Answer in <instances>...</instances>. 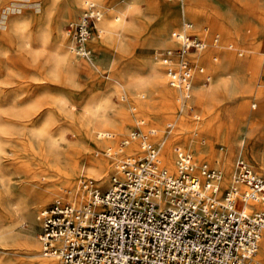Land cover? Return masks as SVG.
I'll use <instances>...</instances> for the list:
<instances>
[{
  "label": "rangeland",
  "instance_id": "rangeland-1",
  "mask_svg": "<svg viewBox=\"0 0 264 264\" xmlns=\"http://www.w3.org/2000/svg\"><path fill=\"white\" fill-rule=\"evenodd\" d=\"M67 1L72 0H0V264H32L33 257L28 256L21 240L36 236L42 253L39 211L64 188L73 186L80 175L92 176L107 186L119 158L133 154L126 146L122 152L118 149L139 120L157 128L158 142L160 135L169 134V122L175 123V129V118L184 120V132L172 143V149L182 144L194 152L197 162L214 164L218 160L224 185L230 182L239 155L256 172L264 173V0H209L204 8L208 14L199 22L182 16L178 24L180 28L185 19L192 21L196 33L207 34L208 46L197 57L200 63L204 64L205 53L207 63L227 61L219 71L205 64L212 81L204 85L202 80L204 87L218 89L222 79L234 76L233 68L239 70V82L252 87L238 100H228L217 90L212 103L216 119L209 125L195 88L190 101L193 109L181 111L178 90L169 86L155 57V51L175 42L171 37L175 27L168 36L162 32L167 14L156 8V0L154 6L152 0H131V9L125 14L108 10L110 4L122 0H92L102 10V18L109 15L114 20L117 14L121 19L115 32H103L102 38L93 31L90 59L71 51L68 24L79 14L63 10ZM163 1H178L174 6L181 13L187 0ZM231 10L237 17L235 23L229 17ZM218 11L227 18L222 23L216 16ZM234 26L237 32H230ZM214 35L218 42L213 41ZM25 40L28 45L22 44ZM64 52L77 63L74 69L59 63ZM214 56H218L216 61ZM170 88L172 94L166 95ZM165 102L172 108L166 109ZM98 106L113 117L123 112L122 127L94 129L98 123L89 111ZM228 108L237 111L235 118H228ZM86 127H90L88 137ZM97 130L111 135L99 136ZM194 131L204 143L192 140ZM231 144V158L226 163ZM221 145L225 150H220ZM196 146L203 148L206 157H200ZM110 147L114 150L111 156L105 154ZM70 152L80 156L77 173L67 180L61 169ZM45 184L54 185L52 198L33 200L28 189Z\"/></svg>",
  "mask_w": 264,
  "mask_h": 264
},
{
  "label": "built area",
  "instance_id": "built-area-1",
  "mask_svg": "<svg viewBox=\"0 0 264 264\" xmlns=\"http://www.w3.org/2000/svg\"><path fill=\"white\" fill-rule=\"evenodd\" d=\"M102 17V10L91 2L80 20L68 24L72 51L92 56L90 40L93 31L104 32L97 26ZM171 37L176 45L158 49L155 57L169 86L178 90L181 111L193 109L195 75L202 74L204 85L212 81L210 71L196 59L209 38L196 33L189 21ZM212 39L218 42L219 37ZM145 125L139 120L129 138L121 141V146L138 141L140 151L117 161L105 188L94 177L80 175L39 211L42 255L59 264H259L264 173L239 155L230 184L223 187L220 162H197L194 152L182 144L173 147L171 172L163 163L157 128ZM174 127L169 122L168 133ZM194 139L205 141L198 131ZM219 148L225 150L223 145ZM113 153L112 147L105 152ZM249 200L263 208L248 209Z\"/></svg>",
  "mask_w": 264,
  "mask_h": 264
},
{
  "label": "bare ground",
  "instance_id": "bare-ground-1",
  "mask_svg": "<svg viewBox=\"0 0 264 264\" xmlns=\"http://www.w3.org/2000/svg\"><path fill=\"white\" fill-rule=\"evenodd\" d=\"M97 1H100V0H97ZM91 2L96 3L95 1H92V0H86L84 2V8L85 9H83V12H81L82 14L80 13V0H72L69 2L67 1V3L63 6V10H68L69 15H73V16L81 14V17L79 19L77 18V20H80L86 11V7ZM176 3H178V1H173V2L168 3V2H165L163 0H156V8H158L161 11H165L167 14V17L164 20L162 28H161L162 32L165 34V36H168L167 34H168V31L170 30V28L172 29V27H175V29H178V27H179L178 24L180 23L182 16H183V18L190 17L194 21L199 22L203 18V16H206L208 14L205 12L206 10H204V8L208 7L209 0H187L186 2L182 3L181 13H177V11L175 9L174 5ZM121 13L125 14L126 12L121 11ZM216 16L220 17L219 18L220 23H222L224 21V19H227V18H224V16L219 11L216 12ZM229 17H231V16H229ZM120 19H121L120 15L116 14L114 20H111L110 16L108 15V16H106L100 20L98 27H99L101 32H103V31L107 32L108 31V33H113L119 27L120 24L116 23V22ZM77 20L75 19V21H77ZM175 29H173V30H175ZM223 29L227 30L226 27ZM230 32H237V27L234 26V30L232 29V30H230ZM102 36H103L102 33L98 34V37L102 38ZM257 38L260 39L259 37H257ZM22 44L28 45V41L25 40V42ZM201 51H203V50H201ZM200 52L196 53L197 57H198V54ZM90 58H92V56L88 57V59H90ZM70 59L71 58H70L69 54L67 52H64L62 54L61 59L58 61L61 65L69 64V68L74 69L76 67L77 63L71 61ZM202 61H203L204 65L207 64L208 67L216 68L218 71L221 70L222 68H224V65H226V62H227V61L226 62L222 61L220 63H215V62L207 63L206 53H205ZM152 65H154V64H152ZM233 69H236L234 76L230 80L229 79L228 80L222 79L220 81V83L217 84L218 89L217 88L210 89V88L204 87V85L202 84V74L201 73H199L197 76L194 77V88H195V91L199 97L200 103L203 104V109H204L205 115L207 117L206 121H205L206 125L211 124L216 119L215 115L213 114L212 103L217 98V95H218L217 90L222 91L223 97H225L228 100L242 99L246 92L248 93L249 91L252 90L250 83L249 84L248 83L242 84L241 82H239V77H238L239 76V70H238V68H233ZM170 94H172V88H170L166 92V95H170ZM104 98H102V99H104ZM191 100H192V98H191ZM164 105H165L166 109L172 108V105L168 102H165ZM256 107H257V104H256ZM236 112L237 111L233 112V109L232 110L229 108L226 109V115H228V118H230V119L235 118V115H237ZM160 113L162 114V110L160 111ZM89 115L92 117V119H94L98 123V127H94V129H103V128H107V127H111V126L122 127V122L125 118V115L123 112H120L118 114L119 117H113L110 114H108L107 112H105L103 109H101L100 106H98L93 111H89ZM175 121H176V128L172 129L169 134H162L159 137L161 139L160 142H163V148H162L163 163L167 168L174 170V171L170 170L171 172H175V162H173L174 152L172 149V143L181 137L180 134H182V132H184V129H185L184 120L175 118ZM104 132H105V130H97V135L98 134H99V136L100 135H103V136H106V135L110 136L111 135L109 132H105V133ZM84 133H85L86 137L90 136V127L89 128L86 127L84 129ZM131 141L128 143V145H124V146L120 145L118 151L122 152L124 150L125 146H126V149L130 152L132 151L133 154H134V152L138 151V149H140L138 141L137 142H135L136 140H133L132 142ZM232 147L233 146L231 144L230 150L227 153L226 163H229V161H230ZM80 149H82V148H80ZM202 149L203 148H200V147L196 148V150H198L200 157L205 155V153L203 152ZM209 150H211V149H209ZM212 152L213 151H211V153ZM208 154H210V153H208ZM79 156H80V154L76 155L75 153H71V152L66 155L65 160H64L65 163L61 169L62 170L61 174L63 177L67 178V180H68V178H72L77 173ZM124 156H126V155H124ZM204 157H206V156H204ZM262 167L264 169V162L262 164ZM223 180H224V174H223ZM223 180H222V186L228 187L230 182L227 185H224ZM97 182L100 185V187H102V188L106 187V185L101 184L99 180H97ZM38 186H39L38 189H36V188L35 189L34 188L28 189L29 190L28 194L33 200H34V198L35 199L40 198L43 201H46V200L52 198L53 191L55 190L54 185L45 184V185H38ZM64 189H66V188H64ZM246 205H247L248 209L263 208V205L261 203H258V202L252 201V200H249ZM31 215H32V213H31ZM21 241H22V246H24V248L28 251V256L33 257L31 259L32 264H57L56 258H50V257H48L49 259L40 258L42 253L39 251L40 243L38 242V239L36 238V236L28 235L27 237H23ZM258 257L260 260L259 264H264V231L262 232L261 239H260V247H259ZM2 264H10V263L4 262Z\"/></svg>",
  "mask_w": 264,
  "mask_h": 264
},
{
  "label": "crops",
  "instance_id": "crops-1",
  "mask_svg": "<svg viewBox=\"0 0 264 264\" xmlns=\"http://www.w3.org/2000/svg\"><path fill=\"white\" fill-rule=\"evenodd\" d=\"M86 0H84L83 1V3H82V7H81V12H83V9H84V2H85ZM97 1V0H96ZM101 1H106V0H100V2ZM110 1H116V0H110ZM122 1H124L123 3H112V4H110L109 6H108V10H112V9H115V10H119V11H124V12H126V11H130V9H131V5H132V2H131V0H122ZM154 1L155 0H152V5L154 6ZM153 6H152V9H153ZM153 11H154V9H153ZM233 10H231V12H230V16H231V18H232V21L235 23L236 22V16H233ZM177 13H180V12H178L177 11ZM82 14V13H81ZM81 14L79 15V18H80V16H81ZM232 14V15H231ZM78 18V19H79ZM76 20H77V18H76ZM150 20V19H149ZM146 21H148L147 19H146ZM187 21H189V20H184L183 21V23L184 22H187ZM189 22H192V21H189ZM193 23V22H192ZM98 24V23H97ZM98 26V25H97ZM92 40V39H91ZM156 40V39H155ZM176 45V42H174V44L173 45H171V46H175ZM194 82V81H193ZM193 92H194V83H193ZM264 106V105H263ZM253 131V130H252ZM254 132V131H253ZM255 136H259L258 134H256Z\"/></svg>",
  "mask_w": 264,
  "mask_h": 264
}]
</instances>
